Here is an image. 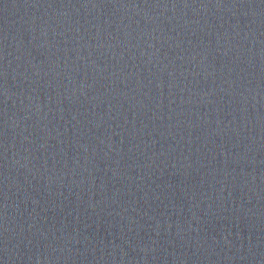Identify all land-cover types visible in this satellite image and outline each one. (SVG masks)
Here are the masks:
<instances>
[{
  "label": "water",
  "instance_id": "water-1",
  "mask_svg": "<svg viewBox=\"0 0 264 264\" xmlns=\"http://www.w3.org/2000/svg\"><path fill=\"white\" fill-rule=\"evenodd\" d=\"M0 264H264V0H0Z\"/></svg>",
  "mask_w": 264,
  "mask_h": 264
}]
</instances>
